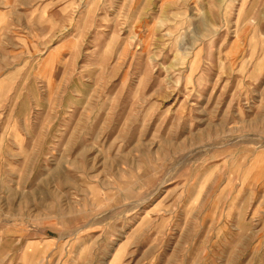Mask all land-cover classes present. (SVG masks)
<instances>
[{
  "label": "rangeland",
  "instance_id": "374dc122",
  "mask_svg": "<svg viewBox=\"0 0 264 264\" xmlns=\"http://www.w3.org/2000/svg\"><path fill=\"white\" fill-rule=\"evenodd\" d=\"M0 264H264V0H0Z\"/></svg>",
  "mask_w": 264,
  "mask_h": 264
},
{
  "label": "crops",
  "instance_id": "0c3cea01",
  "mask_svg": "<svg viewBox=\"0 0 264 264\" xmlns=\"http://www.w3.org/2000/svg\"><path fill=\"white\" fill-rule=\"evenodd\" d=\"M12 10H14V9H12ZM10 11H11V10H9V12H8V11H6L5 13H7V14H8V13H10Z\"/></svg>",
  "mask_w": 264,
  "mask_h": 264
}]
</instances>
